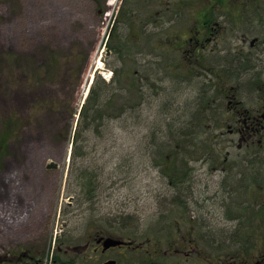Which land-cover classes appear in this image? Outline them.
Wrapping results in <instances>:
<instances>
[{
	"label": "rangeland",
	"instance_id": "obj_1",
	"mask_svg": "<svg viewBox=\"0 0 264 264\" xmlns=\"http://www.w3.org/2000/svg\"><path fill=\"white\" fill-rule=\"evenodd\" d=\"M123 1L0 0V255L33 247L50 264L49 234L53 227L54 236L61 233L73 202L81 221L96 226L100 216L101 226L118 224L119 235L137 245L150 239L144 250L127 252L145 261L146 248H163L167 223L181 221L192 205L201 237L212 238L207 223L214 222L213 237L232 243L228 251L240 263L243 239L264 247V184L257 178H264V139L238 148L228 96L264 113V0H230L241 17L217 10L210 24H218L216 32L201 22L194 29L198 5L172 21L185 0L130 3L117 23ZM131 11L144 17L134 29L125 21ZM112 28L121 56L105 47ZM117 69L119 96L107 115L117 116L122 105L125 113L86 130L74 148L92 79ZM187 196L192 204L178 205ZM56 207L63 212L51 225ZM241 221L259 227L235 224Z\"/></svg>",
	"mask_w": 264,
	"mask_h": 264
},
{
	"label": "flooded vegetation",
	"instance_id": "obj_2",
	"mask_svg": "<svg viewBox=\"0 0 264 264\" xmlns=\"http://www.w3.org/2000/svg\"><path fill=\"white\" fill-rule=\"evenodd\" d=\"M157 15L161 17L160 13H157ZM150 17H152V15H150ZM134 19L135 22L141 23L144 20V17L143 15H134ZM172 20L175 21L177 18ZM147 21L154 23V20ZM216 31L217 30H214L213 32ZM150 33L153 32L147 33L148 36ZM153 34L156 36L155 33ZM199 45L200 43L197 46ZM246 58V56H241V63L242 61L244 62ZM199 63L207 64V62L202 61H199ZM121 64L126 63L121 62ZM163 64H165V62ZM211 64H214V61H212ZM124 68L125 67H122V69ZM213 88V85L208 84L209 91ZM228 99L230 113L234 115L235 123V127L231 128L230 132L231 134L237 133L240 137L238 148L242 149L244 145H247L250 141H254L255 139L261 142L262 137H264V113L262 110L257 113L256 111L250 112L243 109L240 106V103L242 102L237 99L236 95H230L228 96ZM243 162L247 164L246 160H243ZM246 186L247 183L243 188ZM71 199L74 198L72 197ZM195 201L198 203L199 207L201 199L197 198ZM181 203L184 205H187L188 203L187 206H189L192 204L191 197L187 196L186 200L181 201ZM72 204L73 202H69L68 210L64 212L67 221L60 230L61 233L59 234L56 232L54 236L55 228L53 227L49 234L51 242L53 237L55 239L52 245L53 251L51 259L49 260L47 257L46 260L47 262L50 261V264H200L199 261L201 257L206 259L205 264H264V247H262V243L260 245H257L256 243H248L249 241L257 242L259 241L258 239L247 238L242 240L245 243L242 244V247L238 248L242 249L241 252L246 257H244V261L236 263L233 262V255L228 251L232 247V243L226 245L223 240H218L217 237H213V232H215L214 222L207 223L209 230L207 233L212 238H202L200 217H196V211L194 210L192 211L193 216L189 215V212L193 207L192 205L188 207V210L180 213L181 216L184 215L183 220L181 219L180 221L179 219L173 218L167 223L165 229L172 231L165 234L166 237L163 248H160L159 250H157V247L153 249H151V247L149 249L146 248L145 261L140 258H138L139 262L136 260H129L128 258H130V254L127 253L128 250H144L145 245L152 244V241L147 239L146 242H141L137 245L134 238H124L119 235L118 224L115 225L117 227H109L110 224L106 222L105 227L101 226L100 224L104 220L100 216H97V220H99L97 223H99V225L96 226L88 221H81L84 216H74L77 214V210H79L80 207H75ZM54 211L55 214L48 218L51 225H54L57 215L60 217L63 208L56 207ZM242 213L243 211L240 212V214ZM77 218H80V220L75 221L74 219ZM235 224L239 227L247 225L250 226V228L259 227L258 223L250 224L241 221L239 223L236 222ZM64 231H66V242L60 241L63 237ZM198 233H200V236L196 235ZM111 239L122 241L123 244L116 247L107 246V241ZM202 242H205L208 245L207 248L202 247ZM43 263L44 261L41 258V252L34 250L33 247L23 246L18 249L17 253H12L11 251L0 255V264Z\"/></svg>",
	"mask_w": 264,
	"mask_h": 264
},
{
	"label": "trees",
	"instance_id": "obj_3",
	"mask_svg": "<svg viewBox=\"0 0 264 264\" xmlns=\"http://www.w3.org/2000/svg\"><path fill=\"white\" fill-rule=\"evenodd\" d=\"M140 1L141 0H125L124 5L121 9V12L118 15L119 16L118 19H121V21L124 22L122 19L127 16V14H124L126 6L131 5L130 3L139 4ZM206 1H207V3H206ZM230 2H231L230 0H185L184 5H188V7L186 9H181V10H179V8H178V9H176V13H181V14L186 13L190 10V8L195 9L196 6L198 5L196 10L193 11V13H194L193 15L197 16V17H195V20L197 23H200V22L204 23V25H205L204 29L207 31H210V28H209V27H211L210 24L217 20V18L215 17L216 16L215 12L217 10L224 13L227 16H233V17L239 16V17H241V13H240L239 9L234 8L230 4ZM100 9H101V12L103 14L105 12L104 7H101ZM129 11H128V13H129ZM131 13H132V16H130L131 18L127 17L125 21L135 22L133 17H134V15H136L138 13H137V11H131ZM136 23H138V22L132 23L131 25L134 26ZM194 29H197V27H194ZM117 37H118V35L116 33H112L108 45L110 44L109 45L110 48L114 49L117 54H121L120 48H118L119 46L118 47H112V42L117 41ZM178 38H180V37H178ZM195 45L196 44H194V46ZM119 78H120V76L118 73H117L115 79L111 83H107L103 78H101L99 76L96 78L94 85L91 89V92H90V94L86 100V103L83 105L82 110L80 112L81 116H80L79 123H78L79 124L78 129L76 131L74 148H75L76 144L82 139L81 137L86 130H90L92 128L95 129L96 127L104 126L105 122L108 119L120 118L125 113L124 110L126 109V105H125V107H124V105H122L119 107V113H117L118 114L117 116L107 115V112H108L107 108L109 106H111L112 104L116 105V100H117L116 98L119 96L118 95L116 97V94L113 93V89H115L114 86L117 85L118 83L120 84ZM132 87H133V84H132ZM130 91H128V92L130 93ZM108 116L110 118H106ZM8 129L10 131L12 130L11 123H7L5 133H4L5 135L7 134V132H9ZM77 148H78V145L76 146V149ZM76 149H75V153H76ZM79 183L81 184V179L79 180ZM180 205H184V204L181 203ZM262 205L264 207V196H263ZM259 212L261 214H263L264 210L261 209ZM263 216H264V214H263ZM181 218L183 219L184 216H181ZM175 219L180 220V218H175Z\"/></svg>",
	"mask_w": 264,
	"mask_h": 264
},
{
	"label": "water",
	"instance_id": "obj_4",
	"mask_svg": "<svg viewBox=\"0 0 264 264\" xmlns=\"http://www.w3.org/2000/svg\"><path fill=\"white\" fill-rule=\"evenodd\" d=\"M107 246H119V245H121L122 244V242L121 241H118V240H108L107 241Z\"/></svg>",
	"mask_w": 264,
	"mask_h": 264
},
{
	"label": "bare ground",
	"instance_id": "obj_5",
	"mask_svg": "<svg viewBox=\"0 0 264 264\" xmlns=\"http://www.w3.org/2000/svg\"><path fill=\"white\" fill-rule=\"evenodd\" d=\"M114 4H115V2L109 3L110 6H113ZM101 65H102V61L100 62V65L98 67L101 68L102 67Z\"/></svg>",
	"mask_w": 264,
	"mask_h": 264
}]
</instances>
